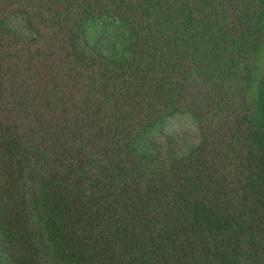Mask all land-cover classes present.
I'll return each mask as SVG.
<instances>
[{
	"label": "trees",
	"instance_id": "trees-1",
	"mask_svg": "<svg viewBox=\"0 0 264 264\" xmlns=\"http://www.w3.org/2000/svg\"><path fill=\"white\" fill-rule=\"evenodd\" d=\"M0 264H264V0H0Z\"/></svg>",
	"mask_w": 264,
	"mask_h": 264
},
{
	"label": "rangeland",
	"instance_id": "rangeland-1",
	"mask_svg": "<svg viewBox=\"0 0 264 264\" xmlns=\"http://www.w3.org/2000/svg\"><path fill=\"white\" fill-rule=\"evenodd\" d=\"M179 126L184 129L190 128V124L188 122H180Z\"/></svg>",
	"mask_w": 264,
	"mask_h": 264
}]
</instances>
